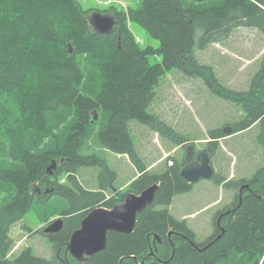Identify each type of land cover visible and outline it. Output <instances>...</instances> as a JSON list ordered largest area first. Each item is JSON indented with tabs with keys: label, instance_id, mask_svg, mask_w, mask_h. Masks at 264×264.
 <instances>
[{
	"label": "trees",
	"instance_id": "1",
	"mask_svg": "<svg viewBox=\"0 0 264 264\" xmlns=\"http://www.w3.org/2000/svg\"><path fill=\"white\" fill-rule=\"evenodd\" d=\"M107 11H93L116 19L113 31L103 34L79 0H0V264H264V168L250 180L227 182L215 172L214 183L238 193L216 215L214 233L200 242L187 221L170 211L177 194L193 189L194 183L181 175L185 158H175L161 173L151 171L130 128L137 120L188 149L190 139L150 110L156 88L177 69L204 78L246 112L231 125V133L210 130L203 151L213 158L220 139L256 123L264 149V86L258 94L230 90L197 56V50L225 41L236 28L264 33V0H142L137 7ZM129 21L160 46L141 47ZM155 56L161 60L152 62ZM96 112L103 117L100 127ZM94 146L129 157L139 175L128 190L116 186L117 171ZM54 160L57 169H49ZM94 166L101 167L99 187L88 189L79 172ZM157 182L160 189L138 215L133 233L110 232L106 248L86 263L67 252L91 210L111 208L129 191L140 193ZM247 184L252 191L244 195L240 190ZM55 196L68 203L62 229L36 231L49 238L53 257L37 256L31 247L13 257V226L36 201Z\"/></svg>",
	"mask_w": 264,
	"mask_h": 264
},
{
	"label": "rangeland",
	"instance_id": "2",
	"mask_svg": "<svg viewBox=\"0 0 264 264\" xmlns=\"http://www.w3.org/2000/svg\"><path fill=\"white\" fill-rule=\"evenodd\" d=\"M79 1L84 9L91 10L93 14L94 9L107 12L127 10L137 7L142 0ZM129 24L141 47L160 46V41L142 26L133 21H129ZM197 56L201 63L212 67L218 82L230 90L247 92L254 89L258 94V89L264 86V33L256 28H236L225 41L213 43L205 50H197ZM151 60L156 62L161 57L155 56ZM203 79L189 77L174 69L164 76L156 88L155 103L150 108L151 112L190 139L194 156L203 151L211 140L210 130L231 128L233 123L246 116L242 106L221 96ZM11 100H15L14 97ZM94 116H97L96 122H99L100 127L103 117L98 112ZM259 125L256 123L249 129L220 139V148L212 158V164L215 172L220 173L226 182L250 180L264 168V149L257 141ZM130 128L136 146L151 171L161 173L173 164L175 158H185L188 150L185 146L164 139L137 120L131 121ZM94 150L117 171L116 186L128 190L130 183L139 175L129 157L98 146H94ZM100 172V166L83 167L79 179L85 188L97 189ZM62 181H67L65 176L61 178ZM237 193V188H226L224 184H216L211 179H201L194 183L191 191L174 197L170 211L176 218L186 220L196 232V239L203 242L214 233L216 215L229 207ZM67 208L68 203L59 196L48 202L36 201L24 218L12 228L15 240L12 256L16 257L23 249L31 247L37 256L52 258V243L47 236L36 231L45 229L61 218ZM28 228L32 229L30 233Z\"/></svg>",
	"mask_w": 264,
	"mask_h": 264
},
{
	"label": "water",
	"instance_id": "3",
	"mask_svg": "<svg viewBox=\"0 0 264 264\" xmlns=\"http://www.w3.org/2000/svg\"><path fill=\"white\" fill-rule=\"evenodd\" d=\"M90 22L96 32L111 33L116 25L113 15L95 12L90 17ZM97 119V116H96ZM225 133H231V128H226ZM194 146L189 145L181 175L191 183L201 179H212L215 169L212 158L206 151H201L194 160ZM54 160L52 166L55 168ZM250 187V184L246 185ZM160 184L154 183L140 193L129 191L123 202L113 207L99 206L91 210L82 221L81 227L71 236L67 252L81 263L88 262L89 258L106 248L110 232L133 233L138 215L151 205L156 197ZM63 227V219L54 220L44 229V233L53 234Z\"/></svg>",
	"mask_w": 264,
	"mask_h": 264
},
{
	"label": "flooded vegetation",
	"instance_id": "4",
	"mask_svg": "<svg viewBox=\"0 0 264 264\" xmlns=\"http://www.w3.org/2000/svg\"><path fill=\"white\" fill-rule=\"evenodd\" d=\"M197 159V156H194V160H196ZM252 191V189L250 188V187H247V186H245L244 188H242L240 191L241 192H243V191H245L244 192V195L248 192V191Z\"/></svg>",
	"mask_w": 264,
	"mask_h": 264
}]
</instances>
